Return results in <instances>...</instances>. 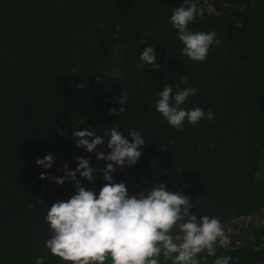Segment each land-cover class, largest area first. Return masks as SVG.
<instances>
[{"label":"trees","instance_id":"16d2710c","mask_svg":"<svg viewBox=\"0 0 264 264\" xmlns=\"http://www.w3.org/2000/svg\"><path fill=\"white\" fill-rule=\"evenodd\" d=\"M182 3L0 0V264H35L38 256L62 264L44 246L52 235L44 217L76 189L74 182L57 185L39 175L63 176L66 162L75 170V158L84 157L98 171L92 183L79 173L77 179L98 194L99 169L106 166L76 147L74 129L105 139L113 126L125 136L133 128L141 132L146 142L138 162L113 173L130 194L166 183L169 191L191 196L197 215L220 217L224 229L234 219L264 215V178L257 176L264 163V0H213L218 14L203 10L204 18L188 25L218 33L221 43L204 62L181 55L183 45L169 23ZM147 46L155 47L158 70L140 66ZM182 77L188 85L180 84ZM166 84L174 92L177 84L196 87L182 107L200 106L215 118L196 126L185 122L183 131L169 126L156 111ZM123 90L128 99L118 114ZM112 108L117 113L109 115ZM47 153L55 154L51 169L35 163ZM240 232L253 238L235 249L216 247V256L230 255V264H264L254 248L256 234ZM202 258L212 264L216 257L204 252Z\"/></svg>","mask_w":264,"mask_h":264},{"label":"clouds","instance_id":"9594fccd","mask_svg":"<svg viewBox=\"0 0 264 264\" xmlns=\"http://www.w3.org/2000/svg\"><path fill=\"white\" fill-rule=\"evenodd\" d=\"M196 18H204L203 9L194 0H183L179 7L173 8L169 23L177 30L178 40L183 45L181 55L193 62H204L210 48L219 46L221 41L216 31L189 30L188 25ZM140 43L145 44L146 39H141ZM139 62L141 67L147 64L158 70L155 47H145ZM188 83L187 77L181 78L180 84ZM180 84L175 85V92L173 85L164 86L158 93L156 111L177 131H183L185 122L196 126L202 119L212 121L215 116L211 110L205 112L200 106L182 107L198 89L181 88ZM122 93L116 101L120 105L118 114L128 99V91ZM113 113H117V109L109 110V115ZM107 135L105 139L104 135H96L90 129L72 132L76 147L106 161V166L99 169L105 183L98 194L77 179L79 173L81 178L92 183L98 171L84 157L75 158V170L68 169L66 162L63 176L53 177L45 172L39 175V179H49L57 185L74 182L76 189L69 199L56 201L47 209L44 222L52 235L45 240L44 246L49 253L62 264H200L199 254L204 252L216 257L212 264L233 262L230 255L216 256L217 241L226 236L220 217L197 215L191 196L179 190L169 191L163 182L152 183L130 194L125 182H115L113 173L118 168L134 166L142 156L140 149L146 140L134 128L125 136L113 126L107 130ZM105 140L107 154L101 147L105 146ZM54 159L55 154L47 153L35 163L51 169ZM47 259V256H38L35 264H46Z\"/></svg>","mask_w":264,"mask_h":264},{"label":"built area","instance_id":"2783aa9c","mask_svg":"<svg viewBox=\"0 0 264 264\" xmlns=\"http://www.w3.org/2000/svg\"><path fill=\"white\" fill-rule=\"evenodd\" d=\"M204 1V0H203ZM208 0L205 1L207 3ZM212 1L213 0H209ZM197 3V0H196ZM224 7V4L222 5ZM199 8L207 11L208 13H212L217 15L218 12L215 8L211 9L209 6L199 5ZM208 7V8H207ZM122 111V110H121ZM96 134V133H95ZM164 148H159V151L163 152ZM151 173H154L157 168L155 165V161L152 160L150 163ZM101 186L105 183L103 178L101 177ZM225 233L226 236L223 239L217 241L216 247L221 248L222 250H227V248H238L244 241H248L249 237L243 238L241 230L248 231L250 234L255 233L256 237H258V242L255 245V250L258 252H262L264 254V234H262V230H264V215H252V217H240L230 221L228 225H225ZM253 237H250V239ZM205 261L204 258L200 259V264H203Z\"/></svg>","mask_w":264,"mask_h":264},{"label":"rangeland","instance_id":"374dc122","mask_svg":"<svg viewBox=\"0 0 264 264\" xmlns=\"http://www.w3.org/2000/svg\"><path fill=\"white\" fill-rule=\"evenodd\" d=\"M205 1H206V0H204V1L202 2V5L209 6L211 9L215 8L214 5H213V3H211V1L208 0L207 3H205ZM194 2L196 3V0H194ZM197 2H200V1L197 0ZM207 8H208V7H207ZM257 176H258V177H261V178H264V163L261 164V165L259 166V170H258V172H257ZM254 215H258V214H254ZM251 217H252V216H251Z\"/></svg>","mask_w":264,"mask_h":264}]
</instances>
